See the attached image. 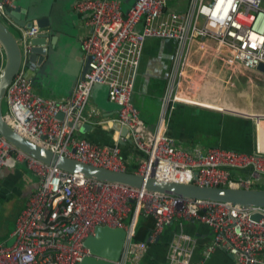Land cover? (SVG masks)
Instances as JSON below:
<instances>
[{"label": "built area", "instance_id": "built-area-1", "mask_svg": "<svg viewBox=\"0 0 264 264\" xmlns=\"http://www.w3.org/2000/svg\"><path fill=\"white\" fill-rule=\"evenodd\" d=\"M13 6V0H0V17L10 18L7 10ZM74 7L86 13L91 29L80 39L87 71L68 97L34 91L26 69L36 65L28 55L32 37L41 29L36 24L22 29V61L6 88L7 108L3 111L5 121L17 133L67 157L118 170H127L118 141H130L145 154L135 169L142 175L180 183L256 186L264 172L261 152L221 145H177L168 133V119L180 101L233 109L213 104L221 99L236 108L232 93L238 76L245 70L264 73L257 68L264 63V0H134L126 10L121 0H75ZM140 20L139 30L136 24ZM149 38L173 42L152 129L145 125L133 98L143 45ZM196 39L209 45L208 61L194 58ZM203 82L213 88L220 86L210 101L198 96ZM97 84L106 85L108 99L118 105L117 114L109 120L127 128L125 134L118 133L113 145L95 143L68 124L93 116V111L86 115L84 110ZM20 160L40 178L13 217V240L0 243V264H79L91 254L84 240L98 224L125 229L117 264L133 263L174 219H178V228L167 244V264H205L215 247L231 254L234 264H264V205L182 196L68 171L34 157L0 132V169ZM248 167L247 177L229 169ZM139 213L155 218L149 240L133 239ZM255 213L259 216L253 217ZM182 219L203 222L210 228L212 241L203 258L193 259L197 239L183 228Z\"/></svg>", "mask_w": 264, "mask_h": 264}, {"label": "crops", "instance_id": "crops-1", "mask_svg": "<svg viewBox=\"0 0 264 264\" xmlns=\"http://www.w3.org/2000/svg\"><path fill=\"white\" fill-rule=\"evenodd\" d=\"M121 1L126 9L134 0ZM74 2L75 0H13L14 5H20L21 17L25 20L35 19L38 16H47L49 19L47 31L51 32L53 37L51 49L39 64L36 60V65L30 69L33 89L41 95L68 97L86 61L84 51L80 46V39L89 32L91 25L86 23V13L75 9ZM6 21L12 32L20 37L23 27L20 28L16 20L12 18ZM141 26L142 21L140 20L136 28L140 30ZM208 49V44L200 43L196 39L192 54L199 62L208 61L209 56L208 58L205 56ZM172 52L173 42L171 40L149 38L143 45L133 98L141 108L142 120L149 129L153 128L155 119H157L160 93L166 83ZM197 60L194 59V61ZM5 62L6 55L0 45V70ZM212 64L211 61L209 65L212 66ZM28 70L26 69V73ZM247 74L249 75L246 76ZM235 82L238 84L235 89L236 97L234 93L232 96L236 100H232L236 108L221 99L213 103L233 108L231 110L199 107L200 105L190 101L177 102L179 104L171 109L168 119V132L174 138L175 144L184 147L201 146L202 148L221 145L245 151H259L264 155V73L245 72L239 75ZM219 89L220 86L213 88L203 82L198 96L210 101ZM194 108L197 110L194 111ZM117 109L118 105L108 99L106 85H95L84 110L86 115L89 111H93V116L88 117L87 122L93 124L94 138H91L88 133L79 132V134L95 143L114 142L118 133L123 135L122 126H114L115 121L109 120L115 117ZM210 139H214V142H209ZM118 143L122 144L120 145L121 152L126 162L128 161L127 163L138 162L142 157L135 151V146L130 141L120 140ZM262 176L264 172L260 178ZM182 223L183 228L197 239L193 259L203 258L207 245L212 241L210 228L203 222L187 219H182ZM177 228L178 219L166 224L158 238L148 242L139 259L133 263L127 262V264H167V244ZM205 264H234V259L222 248L215 247L205 258Z\"/></svg>", "mask_w": 264, "mask_h": 264}, {"label": "water", "instance_id": "water-1", "mask_svg": "<svg viewBox=\"0 0 264 264\" xmlns=\"http://www.w3.org/2000/svg\"><path fill=\"white\" fill-rule=\"evenodd\" d=\"M126 9L124 8V10ZM7 11L8 16L12 20H16V24L20 28L36 24L41 29L39 33L32 37L31 51L28 55L29 61L35 62L37 60L39 64L43 60L44 55L50 51L53 39L52 33L47 31L49 25L48 17L38 16L35 19L25 20L21 17L20 5L9 7ZM21 36L18 37L13 33L6 19L0 17V45L6 55V62L0 70V132L13 144L43 162L56 165L68 171L81 172L82 174L99 179L124 182L135 186H145L150 189L171 192L182 196L228 200L241 204L264 205V187L253 186L245 188L229 185H201L192 182L180 183L158 179L151 175H142L133 170L111 169L67 157L21 136L3 117V99L6 88L11 82L13 75L19 69L22 61ZM87 68L88 59H86L82 68L81 78L84 77ZM257 68L264 71V63H260ZM31 72V70H28L27 76L30 77ZM57 116L58 118H62V112H58ZM68 124L72 125L77 131L84 134L88 133L91 138H94L92 123L78 121L76 123L68 122ZM113 125L119 126V123L115 121ZM126 131L127 128L122 126L121 133L125 134ZM109 144L113 145L114 142L112 141ZM135 151L142 156L145 155L144 152L136 147ZM121 155L123 156L122 152ZM229 169L234 174H240L246 177L251 170L250 167L243 170L236 168ZM39 178V175L26 165L25 160L16 161L14 164L5 165L0 169V231L2 235H5L9 230L7 225L8 219L14 217L27 195L37 186ZM258 216V213L253 214V217ZM125 236L126 231L122 227L109 226L107 224L96 225L94 233L89 234L84 240L85 245L90 248L91 254L85 255L79 264H117V260L123 249ZM157 238L158 236L155 237V239ZM147 240H149L148 237Z\"/></svg>", "mask_w": 264, "mask_h": 264}, {"label": "trees", "instance_id": "trees-1", "mask_svg": "<svg viewBox=\"0 0 264 264\" xmlns=\"http://www.w3.org/2000/svg\"><path fill=\"white\" fill-rule=\"evenodd\" d=\"M163 88H164V85H163ZM162 91H163V89H162ZM162 91H161V93H162ZM139 109L141 110L140 107H139ZM156 117H157V113H156ZM136 166H137V162L127 163V169L128 170H135ZM154 222H155V218L153 215L139 213V215L137 217L136 224H135L133 239L134 240H146L147 237L149 236L153 226H154Z\"/></svg>", "mask_w": 264, "mask_h": 264}, {"label": "rangeland", "instance_id": "rangeland-1", "mask_svg": "<svg viewBox=\"0 0 264 264\" xmlns=\"http://www.w3.org/2000/svg\"><path fill=\"white\" fill-rule=\"evenodd\" d=\"M169 6H173V4H171V5H169ZM245 72H249V71H247V70H245L244 71V73ZM249 74H247L246 76H248ZM261 77H263V76H261ZM263 79V78H262ZM238 85V84H237ZM237 85L235 86V88L233 89V93H234V96L236 97V91H235V89H236V87H237ZM177 104H179V103H176L175 105H177ZM7 108V105H6V101H5V99H3V110H5ZM199 108V107H198ZM197 110V108H194V111H196ZM209 142H211V143H213L214 142V139H210V141ZM128 162V161H127ZM262 175V174H261ZM256 185L258 186V187H264V176H262L261 178L259 177L258 178V180L256 181ZM128 219H125V221H127ZM7 225H8V228H9V230L6 232V236L5 235H2V232L0 231V243H2V242H5V243H11V241L13 240V237H11L10 236V232H11V230L13 229V227H14V220H13V218H9L8 219V221H7Z\"/></svg>", "mask_w": 264, "mask_h": 264}, {"label": "bare ground", "instance_id": "bare-ground-1", "mask_svg": "<svg viewBox=\"0 0 264 264\" xmlns=\"http://www.w3.org/2000/svg\"><path fill=\"white\" fill-rule=\"evenodd\" d=\"M155 175V174H154ZM151 176H153L152 174H151ZM159 179V178H158ZM171 181H173V180H171ZM145 187V186H144ZM147 188V187H146Z\"/></svg>", "mask_w": 264, "mask_h": 264}, {"label": "clouds", "instance_id": "clouds-1", "mask_svg": "<svg viewBox=\"0 0 264 264\" xmlns=\"http://www.w3.org/2000/svg\"><path fill=\"white\" fill-rule=\"evenodd\" d=\"M32 78V77H31ZM169 133V132H168ZM128 170V169H127ZM133 171H135V170H133Z\"/></svg>", "mask_w": 264, "mask_h": 264}]
</instances>
